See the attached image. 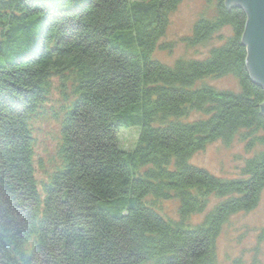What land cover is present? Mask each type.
<instances>
[{"label": "trees", "instance_id": "16d2710c", "mask_svg": "<svg viewBox=\"0 0 264 264\" xmlns=\"http://www.w3.org/2000/svg\"><path fill=\"white\" fill-rule=\"evenodd\" d=\"M183 1L0 0V264H218L224 225L264 189V89L246 67L247 16L225 0L184 40L218 41L206 58L152 57ZM227 76L238 92L208 83ZM45 123L58 128L47 158ZM134 126L138 146L121 152L116 133ZM237 135L262 147L239 177L190 164ZM171 200L177 218L158 210Z\"/></svg>", "mask_w": 264, "mask_h": 264}, {"label": "rangeland", "instance_id": "374dc122", "mask_svg": "<svg viewBox=\"0 0 264 264\" xmlns=\"http://www.w3.org/2000/svg\"><path fill=\"white\" fill-rule=\"evenodd\" d=\"M215 6L216 1L213 0L209 2L208 0H184L178 10L171 15L168 31L161 40L160 47L154 51L152 57L165 64H173L177 59L206 58L211 46L218 45V41L213 42L214 44L208 43L197 47H189L184 40L192 35L193 26L200 18L215 17ZM232 9L236 8L231 7L229 12ZM244 13L247 16L245 11ZM245 27L246 23L241 41ZM231 35H233L231 27H225L218 32L216 37L221 36V40H225ZM245 48L247 52V46ZM248 73L250 74L249 70ZM208 83L214 85L217 89L235 92L240 90L239 82L232 76L211 79ZM54 88L52 99H58L59 92L56 90V85H54ZM71 90L72 85L69 84V93H71ZM200 117H202V114L194 113L189 119L192 121ZM57 130L58 128L54 123H45L38 126L37 130H35L37 138L36 152L38 155L44 158L55 155V146L58 139ZM140 131L141 128L139 126L121 128L116 133L118 148L125 152L133 151L138 142ZM45 147L49 149L48 153L45 152ZM261 150L262 147L259 145L253 149H247V142H243L241 136L237 135L229 144H224L221 141L209 144L205 150L194 154L190 163L195 167L206 170L213 176L233 179L240 176L241 169L244 168L247 159L253 157ZM218 200L212 197L207 210L210 211ZM159 206H162V210L158 209L162 215L165 216L166 213L172 218L178 217V203L176 201H167L163 205L159 204ZM207 214L208 212L194 215L191 218V223L202 222ZM263 229L264 189L260 195V201L254 210L248 213L236 214L224 225L216 242L218 264H264V240L259 241L258 239Z\"/></svg>", "mask_w": 264, "mask_h": 264}, {"label": "water", "instance_id": "95a60500", "mask_svg": "<svg viewBox=\"0 0 264 264\" xmlns=\"http://www.w3.org/2000/svg\"><path fill=\"white\" fill-rule=\"evenodd\" d=\"M225 5L247 13L242 45L247 46L246 67L252 81L264 88V0H225ZM264 115V102L261 105Z\"/></svg>", "mask_w": 264, "mask_h": 264}, {"label": "bare ground", "instance_id": "6f19581e", "mask_svg": "<svg viewBox=\"0 0 264 264\" xmlns=\"http://www.w3.org/2000/svg\"><path fill=\"white\" fill-rule=\"evenodd\" d=\"M140 133H141V131H140ZM139 137H140V135H139ZM115 138H116V136H115ZM138 142H139V139H138ZM138 142H137V144H136V146H135V148H134V150L133 151H131V152H134L135 151V149L137 148V146H138ZM116 145H117V141H116ZM117 148H118V146H117ZM119 149V148H118ZM120 150V149H119ZM121 152H124V153H131V152H125V151H122V150H120ZM191 164V163H190ZM192 165V164H191Z\"/></svg>", "mask_w": 264, "mask_h": 264}]
</instances>
